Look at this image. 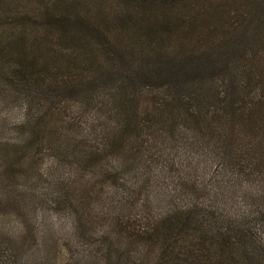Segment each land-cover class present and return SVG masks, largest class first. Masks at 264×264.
<instances>
[{
	"label": "trees",
	"instance_id": "16d2710c",
	"mask_svg": "<svg viewBox=\"0 0 264 264\" xmlns=\"http://www.w3.org/2000/svg\"><path fill=\"white\" fill-rule=\"evenodd\" d=\"M117 1L120 14L114 18L105 15L101 28L85 23V29L84 20L71 22L68 17H58L52 26L45 25L53 27L58 42L74 51L70 53L74 64L97 59L82 70L97 75V89H112L119 100L121 121H105L119 135L114 139L108 134L105 141L101 138L95 152L107 157L139 151L147 145L153 150L156 127L182 144L176 163L167 168L175 175L172 183L162 181L161 198L157 200V194L155 197V201L166 203L164 213L154 219L145 218L143 205L135 218L118 219L116 233L97 236L92 232L100 244V261L264 263V232L257 236L243 214L226 208L227 204L236 206L233 185L244 178L259 184L255 198L264 203L262 0ZM117 17L120 22H115ZM113 26L125 33L126 39L110 36L107 29ZM88 34H96L93 38L99 40L98 55L86 54L92 45L86 38ZM28 57L10 58L16 68L12 75L18 81L36 84L32 72L41 61L42 65L47 63L46 56ZM45 72L36 84L40 90L61 88L75 95L81 89L78 84L89 82L83 78L77 81L70 72L63 75L60 69L49 66ZM143 163H147V173L141 172L146 176L141 185L149 182L147 174L152 168L151 162ZM113 180L108 175L106 181L115 187ZM121 186L124 189L126 182ZM121 186L116 187L121 190Z\"/></svg>",
	"mask_w": 264,
	"mask_h": 264
},
{
	"label": "rangeland",
	"instance_id": "374dc122",
	"mask_svg": "<svg viewBox=\"0 0 264 264\" xmlns=\"http://www.w3.org/2000/svg\"><path fill=\"white\" fill-rule=\"evenodd\" d=\"M121 10L117 0H0V264H102L97 253L100 244L92 232L116 233L118 219L135 218L143 205L142 216L148 219L166 210V203L157 201L162 195L159 185L165 180L172 183L175 175L167 168L176 163L182 143L156 127L153 150L147 145L120 155L97 154L101 138L119 135L105 123L121 121L119 100L112 89H97V75L82 70L97 59L74 64L70 57L74 51L57 41L53 27L45 28L58 17L84 20L85 29V23L101 28L105 15L114 18ZM107 30L110 36L127 37L115 26ZM93 35L86 37L92 43L88 55H98L99 40ZM33 54L47 60L32 72L38 85V79L46 76L42 73L46 66L64 75L70 72L69 64L75 80L89 82L78 84L81 89L73 95L18 81L10 58L33 59ZM148 117L152 118V111ZM143 161L152 167L145 185L140 184L146 178L141 172L147 173ZM100 165L102 171L97 169ZM108 175L115 187L106 181ZM245 180L234 183L236 206L226 208L243 214L259 236L264 232V203L255 198L259 184Z\"/></svg>",
	"mask_w": 264,
	"mask_h": 264
}]
</instances>
